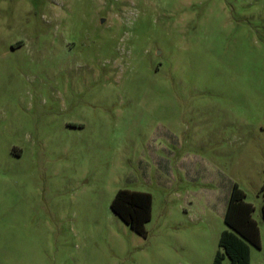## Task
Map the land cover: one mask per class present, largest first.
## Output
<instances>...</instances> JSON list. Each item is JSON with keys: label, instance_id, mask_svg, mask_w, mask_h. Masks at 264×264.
<instances>
[{"label": "rangeland", "instance_id": "374dc122", "mask_svg": "<svg viewBox=\"0 0 264 264\" xmlns=\"http://www.w3.org/2000/svg\"><path fill=\"white\" fill-rule=\"evenodd\" d=\"M243 204L264 264V0H0V264H214Z\"/></svg>", "mask_w": 264, "mask_h": 264}, {"label": "trees", "instance_id": "16d2710c", "mask_svg": "<svg viewBox=\"0 0 264 264\" xmlns=\"http://www.w3.org/2000/svg\"><path fill=\"white\" fill-rule=\"evenodd\" d=\"M247 209L245 216L236 223L233 222L232 229L226 230L222 233L218 251L214 264H223L228 257L231 264H251V248L249 241H256L258 229L252 217L249 214L252 207L243 204ZM243 217V218H242Z\"/></svg>", "mask_w": 264, "mask_h": 264}]
</instances>
